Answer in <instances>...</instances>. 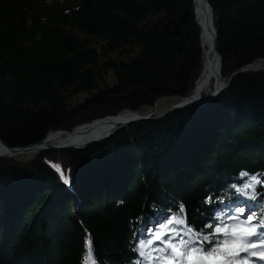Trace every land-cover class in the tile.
I'll list each match as a JSON object with an SVG mask.
<instances>
[{
	"label": "trees",
	"instance_id": "obj_1",
	"mask_svg": "<svg viewBox=\"0 0 264 264\" xmlns=\"http://www.w3.org/2000/svg\"><path fill=\"white\" fill-rule=\"evenodd\" d=\"M208 1L223 79L264 65V0ZM196 7L0 0V138L26 146L50 131L190 97L205 63ZM126 45L132 59L112 56ZM82 92L89 96L72 107ZM242 172L264 173V69L239 74L212 102L116 129L83 149L0 156V264H83L89 237L96 264H137L134 249L160 213L164 223L182 204L188 224L209 234L217 213L241 206L231 185L246 181ZM258 193L257 212L264 186Z\"/></svg>",
	"mask_w": 264,
	"mask_h": 264
},
{
	"label": "snow or ice",
	"instance_id": "obj_2",
	"mask_svg": "<svg viewBox=\"0 0 264 264\" xmlns=\"http://www.w3.org/2000/svg\"><path fill=\"white\" fill-rule=\"evenodd\" d=\"M53 167L68 183L61 166L54 164ZM240 175L246 177V181L240 186L231 185V188L238 197L244 198L241 204L256 201L259 195L257 187L264 186V173L242 172ZM206 202H212L211 198ZM216 219L217 224L205 226L211 230L210 233L203 234L188 224L184 205L181 204L178 212L166 222L160 223L154 230L149 229V239L139 241L134 251L143 259L137 264H234L237 259L245 264H264V203L259 205V212L234 206L230 214L217 213ZM205 244L209 245L207 249ZM86 249L83 264H96L90 237L86 240ZM191 252L203 255L190 257ZM241 253L244 255L241 256Z\"/></svg>",
	"mask_w": 264,
	"mask_h": 264
},
{
	"label": "bare ground",
	"instance_id": "obj_3",
	"mask_svg": "<svg viewBox=\"0 0 264 264\" xmlns=\"http://www.w3.org/2000/svg\"><path fill=\"white\" fill-rule=\"evenodd\" d=\"M196 2H197V7H196L197 21L201 27V38L205 49L204 50L205 63L202 74L197 80L196 87L190 98H198L204 96V94H208V95L212 94L218 89L219 86L224 85L223 82L225 81L223 79V76L219 78L220 59L219 57H217L215 50L213 48L214 25L212 23L210 10L208 7H204L203 0H196ZM159 105H160V101L157 102L154 107H158ZM138 115H143V113L141 111H138L137 113H132L131 111L126 110L119 113L118 115L108 116L103 120H97L91 124L79 126L71 134H62L56 132L50 133L44 138L45 144H66V143L82 144L92 138L104 135L110 130H116L120 128V124L127 122ZM2 152H4V147L0 143V153ZM36 152L37 150H33L30 152H22L21 154L14 156H21V155L32 156Z\"/></svg>",
	"mask_w": 264,
	"mask_h": 264
},
{
	"label": "water",
	"instance_id": "obj_4",
	"mask_svg": "<svg viewBox=\"0 0 264 264\" xmlns=\"http://www.w3.org/2000/svg\"><path fill=\"white\" fill-rule=\"evenodd\" d=\"M203 5L204 7H208L209 10H210V15H211V19H212V23H213V13H212V5L210 4V2L208 0H203ZM216 39H217V34H216V30L214 28V34H213V48L215 50V53L217 55V57H219L220 59V62H219V78L222 77V72H221V67H222V58L220 56V53L218 52L217 50V47H216ZM257 69H264V65H261V64H248L240 69H238L237 71H235L234 73H232L231 77L229 78L228 81H224V85L222 86H219L218 89L212 93V94H206L202 97H198V98H190V97H187V98H183L181 99V101H177L175 104H173V106L168 109L167 111L164 112L163 115H158V116H155V117H152L150 115H138L136 117H134L133 119L127 121V122H124L122 124H120V128H123V127H126L130 124H134V123H139V122H142V121H149V120H157V119H161L167 115H169L170 113L172 112H175V111H178V110H182V109H186L190 106H194V105H204V104H207L209 102H212L213 100H215L224 90H226L229 85L231 84V82L241 73H243L244 71H247V70H257ZM132 113H137V112H134L132 110H130ZM112 116V115H110ZM108 116H104V117H101V118H97L95 120H93L92 122H89V123H85V124H82V125H79V126H83V125H86V124H91L93 123L94 121H97V120H103L104 118H106ZM79 126H76L72 131H69V130H58V131H50L48 134L50 133H62V134H71L72 132L75 131L76 128H78ZM119 128V129H120ZM115 130H110L109 132L105 133L104 135H101V136H98V137H95V138H92L90 140H88L87 142H84L82 144L80 143H66V144H45V140H41L39 142H36V143H33V144H29V145H26V146H21V147H10L8 146L3 140L2 138H0V143L3 145L4 147V152L0 153V156H14V155H18V154H21L22 152H30V151H33V150H37L36 154L40 151H43V150H46V149H58V148H64V149H83L85 147H87L88 145L92 144V143H95V142H99V141H102L104 139H107L109 138L113 133H114ZM47 134V135H48Z\"/></svg>",
	"mask_w": 264,
	"mask_h": 264
},
{
	"label": "rangeland",
	"instance_id": "obj_5",
	"mask_svg": "<svg viewBox=\"0 0 264 264\" xmlns=\"http://www.w3.org/2000/svg\"><path fill=\"white\" fill-rule=\"evenodd\" d=\"M74 33L79 37V38H84L85 35L84 33L74 29L73 30ZM104 42L99 40V39H96L94 41V46L96 47H100ZM112 56L114 58H118L120 60H125V61H129L130 59H132L134 57V47H130L129 45H126L122 48H120L119 50H117L116 52H113L112 53ZM106 82H107V85L108 86H113L117 83V77L115 75V73L113 71H109V73L106 75ZM89 96L88 93L86 92H82V93H79V94H76L75 96H73L70 100H69V103L71 106H74L78 103H81L84 101V99ZM160 101V105L158 107H145V108H142L141 109V112L143 113V115H150L152 117H155V116H158V115H163L165 111H167L168 109H170L173 104H175L177 101H179V98H176V97H164L162 99L159 100ZM158 101V102H159ZM198 106V105H197ZM202 106V105H201ZM145 113V114H144ZM119 129V128H118ZM55 149V148H54ZM57 149V148H56ZM36 154V153H35ZM33 154L32 156L30 155H21V156H18L19 159H24V160H29L30 158L34 157ZM262 186H258L257 187V192L259 191V189L261 188ZM244 200V198L241 199V201ZM241 201H240V204H241ZM255 201L254 202H247L245 201L243 204H241V206H244L246 208H248L249 211H253L255 209ZM251 205V207H250ZM248 212L245 213V215H247ZM159 217L156 219L155 222H153L152 224L153 225H150V226H147L146 228V231L148 232V234H150L151 236V233L149 232V229H156L160 223H163V219L164 217L162 216V213H160L158 215ZM157 245L159 246V242H156ZM194 255H203V253H195V252H191L190 253V256H194ZM244 254L241 253V256H243ZM234 264H245V262L243 260H240V259H237Z\"/></svg>",
	"mask_w": 264,
	"mask_h": 264
},
{
	"label": "flooded vegetation",
	"instance_id": "obj_6",
	"mask_svg": "<svg viewBox=\"0 0 264 264\" xmlns=\"http://www.w3.org/2000/svg\"><path fill=\"white\" fill-rule=\"evenodd\" d=\"M75 106V105H74ZM73 107V106H72Z\"/></svg>",
	"mask_w": 264,
	"mask_h": 264
}]
</instances>
